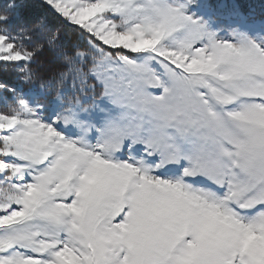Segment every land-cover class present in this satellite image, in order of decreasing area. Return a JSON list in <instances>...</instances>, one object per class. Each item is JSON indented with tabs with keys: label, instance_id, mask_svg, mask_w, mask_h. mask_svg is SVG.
<instances>
[{
	"label": "snow or ice",
	"instance_id": "obj_1",
	"mask_svg": "<svg viewBox=\"0 0 264 264\" xmlns=\"http://www.w3.org/2000/svg\"><path fill=\"white\" fill-rule=\"evenodd\" d=\"M0 0V264H264V0Z\"/></svg>",
	"mask_w": 264,
	"mask_h": 264
},
{
	"label": "trees",
	"instance_id": "obj_2",
	"mask_svg": "<svg viewBox=\"0 0 264 264\" xmlns=\"http://www.w3.org/2000/svg\"><path fill=\"white\" fill-rule=\"evenodd\" d=\"M250 3L255 6L257 12L260 10V0H250ZM25 11L31 15H41L45 9L42 7L40 0H26Z\"/></svg>",
	"mask_w": 264,
	"mask_h": 264
}]
</instances>
